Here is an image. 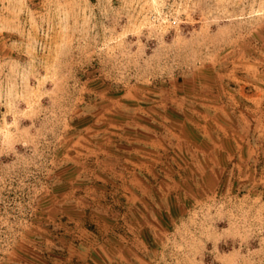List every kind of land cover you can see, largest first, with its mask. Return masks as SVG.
I'll list each match as a JSON object with an SVG mask.
<instances>
[{"label": "rangeland", "instance_id": "rangeland-1", "mask_svg": "<svg viewBox=\"0 0 264 264\" xmlns=\"http://www.w3.org/2000/svg\"><path fill=\"white\" fill-rule=\"evenodd\" d=\"M0 264H264V0H0Z\"/></svg>", "mask_w": 264, "mask_h": 264}]
</instances>
